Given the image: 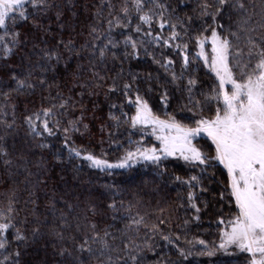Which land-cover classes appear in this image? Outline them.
<instances>
[{"label": "snow or ice", "instance_id": "6c2138e0", "mask_svg": "<svg viewBox=\"0 0 264 264\" xmlns=\"http://www.w3.org/2000/svg\"><path fill=\"white\" fill-rule=\"evenodd\" d=\"M106 7L108 17L101 19L102 12L97 11L98 23L89 25L91 40L78 49L71 38L49 45L40 35L51 33V26L42 22L49 13H55L60 29L65 26L56 0H0V98L4 101L0 107V165L6 171L22 165L28 176L33 175L28 157L40 149L36 167H42L43 150L52 149L49 138L58 134H62L63 144L53 153L56 160L67 153L68 162L86 163L107 175L115 169L143 165L163 178L168 175L169 161L182 162L189 169L187 177L169 178L186 189L178 208L190 209L191 216L173 224L176 209L160 208L154 220L139 210L133 213V202L117 200L114 186L105 185L110 202L103 207L87 206L83 225L77 218L76 234L70 237V245L58 247L54 264H192L190 257L223 264L213 259L221 255L239 256L240 264H264V10L254 22L250 9L256 6L248 0H201L198 17L202 23L192 28V18L181 19L165 0H119L118 5L106 0ZM24 24L30 26L31 36L19 30ZM115 29L122 31L117 34ZM81 50L88 52L90 79L78 86L88 89L90 96L104 89L105 99L111 101V123L100 130L107 131L109 142L122 149L115 161H109L103 149L98 155L75 144L73 134L89 128L83 122V105L80 115L71 117L77 102L59 90L55 97L49 92L45 99L53 102L46 106L25 109L17 124L13 94L30 95L45 85L50 88L44 74L57 72L62 62L69 67L73 57L82 59ZM13 57H18L15 64ZM142 57L149 58L156 69L134 68L132 62L139 64ZM109 62L113 67L118 64L114 75H109ZM83 71V65L77 63L74 77L79 80ZM20 128L24 136L19 138V146L13 143L9 147L8 136L16 135ZM80 166L74 164V171ZM47 181L37 174L33 187H46ZM206 181L220 186L212 200L198 195L209 191ZM29 195L25 203L35 205L31 198L35 191ZM6 200V206L0 208V264H24L21 248L42 235L43 225L37 219L30 233L22 229L15 189ZM56 204L53 195L49 206L53 216ZM64 204L59 223L51 229L60 241L72 228L69 216L75 208L68 201ZM213 205L215 239H188V226L198 225L201 212ZM121 211L127 215L118 217ZM105 213H112L113 221H126L124 227L113 231V224L100 227L89 218ZM164 247L174 251L162 254Z\"/></svg>", "mask_w": 264, "mask_h": 264}, {"label": "trees", "instance_id": "16d2710c", "mask_svg": "<svg viewBox=\"0 0 264 264\" xmlns=\"http://www.w3.org/2000/svg\"><path fill=\"white\" fill-rule=\"evenodd\" d=\"M61 5L62 20L64 21V28L60 29L55 21V13H49L47 16L42 17V22L45 25L51 26V33H41L42 38H46L49 45L55 44L57 40L63 39L67 41L72 39L78 49L86 41L91 40L89 35V25L98 23L96 19V13L98 10L102 12L101 19L108 17V8L101 7L102 0H56ZM170 4L172 8L176 9V15L181 19L187 21L188 17L192 18V28H198L202 23V19L198 17L199 8L198 5L201 0H165ZM250 4L255 5L254 22L259 21L260 13L264 10V0H248ZM113 4H119V0H112ZM21 32L28 33L31 36L30 26L27 24L19 25ZM106 23L103 24V28H106ZM121 29H115V33H120ZM122 39V37H120ZM88 52L81 50V58L73 57L69 60V67L65 68L63 62L59 66V70L55 73L49 72L46 75L49 84L44 86L43 89L37 87L34 93L30 95L16 96L13 94V102L17 106L16 119L17 124L22 120L25 109L34 110L41 105H47L53 102L48 97L49 92L55 97L56 92L59 90L64 97L71 96L76 101L75 109L70 110L71 117H78L81 113V104L84 110V123L88 124L89 128L86 132L73 134V140L77 146L93 151L96 154H100L101 149L107 154L106 158L109 161H115L121 154L122 149H117V144L110 143L107 131L101 132V127L111 123L108 120L109 103L110 100H106L104 96V89H98L99 95H88V89H81L78 85L89 81L90 73L87 71ZM11 62L13 64L18 62V57H13ZM77 63L83 65L85 71L81 73V78L77 80L73 72L76 69ZM134 68L155 70L156 65L151 63V60L147 57H142L139 64L136 61L132 62ZM109 68L112 69L109 75H114L118 70V64L113 67L109 62ZM162 71V70H161ZM2 74V73H0ZM55 76V79H53ZM83 91L84 95L80 93ZM115 100L116 97H112ZM4 101L0 98V107H2ZM173 107L176 101L172 102ZM11 119V109H8ZM3 117H0L2 119ZM121 129V133H123ZM24 136L23 128L18 130L16 135L8 136V146L11 147L13 143L19 146L20 137ZM150 139V138H149ZM53 147L50 150H43V156L45 162L42 167H36V164L40 161L41 150L34 149L35 156L28 157V167L33 175L28 176V173L24 171L23 166L17 167L14 165L7 171L0 165V208L6 206V195L10 190L15 189L18 203L16 207L20 210L17 216L18 221H24L20 224L22 229H27L31 232V228L34 222L38 219L42 223L41 233L42 235L35 241H30L27 247L21 248L22 261L24 264H54V261L58 259L55 255L56 250L61 244L65 246L71 244L70 237L75 232V225L77 218L80 219L83 225V217L87 214L86 209L90 204H96L103 207L106 202H110L111 193L106 192L105 185H113L114 189L119 193L116 197L117 200L123 199L125 204L132 201L135 205L132 208V212L135 213L139 210L142 214H150L151 219H155L156 215H159V209L165 208L168 210L176 209L173 212V224L177 220L182 221L184 218H190L191 210L185 208H178V202L180 196H186V189L184 186L170 179L179 175L186 178L189 174L182 162L169 161L168 162V175L163 178L156 177L151 166L144 167L143 165H137L132 169H116L113 170L112 175H107L104 172H100L96 169L88 168L86 163L79 161L68 162L67 153L64 154L62 160H56L53 153L62 147L63 137L62 134H58L55 138H49ZM121 143L124 141L121 139ZM20 164V162H16ZM80 163V170L74 171L73 165ZM47 169V171H44ZM37 174H39L41 180L45 177L48 178L47 186L43 184L34 188L37 180ZM27 177V179H26ZM31 181V183L29 182ZM208 192L198 193L199 197L203 200H212L216 193L219 191V185L206 181ZM30 191H35V196L31 197L36 200V204H26L25 201L30 199ZM55 198L57 202L56 216H53L49 211L50 200ZM68 201L75 206L71 215L69 216V222L72 228L65 231V240L60 241L51 234V229L54 225L59 223L60 211L64 209V202ZM186 204V201H185ZM215 208L213 205L209 210L201 212V220L199 224L192 223L188 226V239L193 236H197L206 240L215 239ZM32 209H35L33 214ZM119 216H126L127 213L121 211L117 214ZM167 215V212L165 213ZM112 213H105L103 216H96L89 218L98 222L100 227H105L108 224H113V231L116 228H123L126 221L117 219L113 221L111 219ZM25 217L27 220L25 221ZM179 232L180 229H175ZM183 239V238H182ZM174 251L168 247H164L161 252H167L171 254ZM149 262L152 259L151 254L148 255ZM207 257H190L189 260L192 264H196L197 261H203L204 264H208ZM218 261H223V264H240L241 258L239 256H219ZM187 264V262H186Z\"/></svg>", "mask_w": 264, "mask_h": 264}, {"label": "rangeland", "instance_id": "374dc122", "mask_svg": "<svg viewBox=\"0 0 264 264\" xmlns=\"http://www.w3.org/2000/svg\"><path fill=\"white\" fill-rule=\"evenodd\" d=\"M116 170V169H115Z\"/></svg>", "mask_w": 264, "mask_h": 264}]
</instances>
